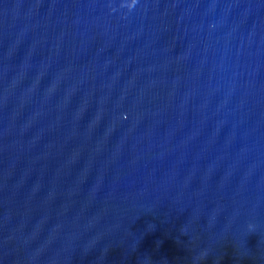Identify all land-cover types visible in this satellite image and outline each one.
Here are the masks:
<instances>
[{
  "label": "water",
  "instance_id": "95a60500",
  "mask_svg": "<svg viewBox=\"0 0 264 264\" xmlns=\"http://www.w3.org/2000/svg\"><path fill=\"white\" fill-rule=\"evenodd\" d=\"M0 264H264V0H0Z\"/></svg>",
  "mask_w": 264,
  "mask_h": 264
}]
</instances>
